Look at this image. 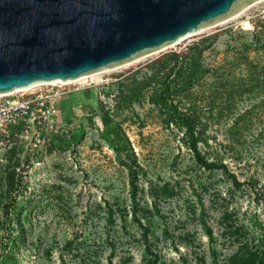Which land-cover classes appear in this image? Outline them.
I'll use <instances>...</instances> for the list:
<instances>
[{
  "label": "rangeland",
  "instance_id": "rangeland-1",
  "mask_svg": "<svg viewBox=\"0 0 264 264\" xmlns=\"http://www.w3.org/2000/svg\"><path fill=\"white\" fill-rule=\"evenodd\" d=\"M201 40L208 71L175 91L173 105L197 118L198 130L201 114L197 148L227 173L196 163L169 103L158 99L166 76L140 95L130 79ZM183 67L167 79L172 88ZM101 73L70 83L55 119L63 133L32 160L22 146L0 152V264H226L237 248L222 225L227 214L264 235V0ZM254 80L263 86L253 89Z\"/></svg>",
  "mask_w": 264,
  "mask_h": 264
},
{
  "label": "water",
  "instance_id": "water-1",
  "mask_svg": "<svg viewBox=\"0 0 264 264\" xmlns=\"http://www.w3.org/2000/svg\"><path fill=\"white\" fill-rule=\"evenodd\" d=\"M260 0H0V96L160 53Z\"/></svg>",
  "mask_w": 264,
  "mask_h": 264
},
{
  "label": "trees",
  "instance_id": "trees-1",
  "mask_svg": "<svg viewBox=\"0 0 264 264\" xmlns=\"http://www.w3.org/2000/svg\"><path fill=\"white\" fill-rule=\"evenodd\" d=\"M211 37L210 39H214ZM208 40V39H207ZM207 40H201L198 46H191L185 49V51L180 52H168L163 54L158 60L147 64L143 70L134 72L133 76L130 78L136 83V92L140 95L141 91L155 85L157 80L161 76H166V82H164L162 88L158 91V99L162 102H168L171 112V117L178 121V126L184 129V135L188 140V146L193 154L196 163L200 168L212 171L219 170L223 173H227V167L218 160H208L204 157L197 148V144L201 143L204 139V130L206 125L203 124L201 114L199 113V130L197 128L198 120L197 118L190 116L188 113H182L178 106L173 105L172 95L178 93L179 91H184L192 86L195 79H201L203 75L208 71L204 68L202 64V52L205 48ZM189 60L187 61V59ZM171 62V64H170ZM188 66L187 73L181 78L179 85H175L173 88L171 86L172 80L168 83L167 79L173 75L175 69L179 67L181 70L185 68L183 66ZM139 75L140 78L137 77ZM258 79V76H253L252 79ZM137 81V82H136ZM262 84L264 81L261 82ZM259 80H254L253 89H258L262 87ZM264 103V102H263ZM235 187H240L241 182L237 181L233 175H230ZM254 184H257L254 180ZM254 189V188H253ZM225 235H228L233 243L237 245L236 251L228 258L226 264H264V235H258L248 230V228L238 227L235 220L231 221V218L224 215L222 218ZM141 226V225H140ZM143 228V237H146L148 230ZM204 232L207 238L212 241L213 233L207 226H204ZM146 242V240H145ZM147 264H157L156 260H148Z\"/></svg>",
  "mask_w": 264,
  "mask_h": 264
},
{
  "label": "built area",
  "instance_id": "built-area-1",
  "mask_svg": "<svg viewBox=\"0 0 264 264\" xmlns=\"http://www.w3.org/2000/svg\"><path fill=\"white\" fill-rule=\"evenodd\" d=\"M71 85L43 84L0 96V152L22 146L23 158L32 160L61 135L62 127L55 121L58 103L71 92Z\"/></svg>",
  "mask_w": 264,
  "mask_h": 264
},
{
  "label": "bare ground",
  "instance_id": "bare-ground-1",
  "mask_svg": "<svg viewBox=\"0 0 264 264\" xmlns=\"http://www.w3.org/2000/svg\"><path fill=\"white\" fill-rule=\"evenodd\" d=\"M241 14V13H240ZM239 14V15H240ZM239 15H237V16H235L234 18H236V17H238ZM234 18H232V19H234ZM232 19H230V20H232ZM137 62V61H136ZM98 74H102V73H98ZM98 74H95V75H92V76H90V77H94V76H96V75H98ZM90 77H86V78H90ZM86 78H83V79H86ZM83 79H80V80H76V81H74V82H71V83H77V82H80L81 80H83ZM67 84H70V83H67ZM28 88H26V89H23V90H27Z\"/></svg>",
  "mask_w": 264,
  "mask_h": 264
}]
</instances>
